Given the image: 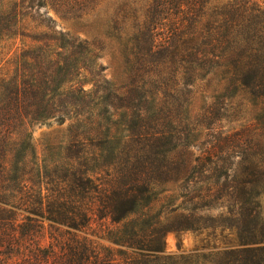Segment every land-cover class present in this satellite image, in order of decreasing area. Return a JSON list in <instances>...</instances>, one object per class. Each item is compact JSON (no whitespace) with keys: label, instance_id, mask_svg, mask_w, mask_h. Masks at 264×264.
Returning <instances> with one entry per match:
<instances>
[{"label":"trees","instance_id":"trees-1","mask_svg":"<svg viewBox=\"0 0 264 264\" xmlns=\"http://www.w3.org/2000/svg\"><path fill=\"white\" fill-rule=\"evenodd\" d=\"M41 3L13 0L6 7L13 14ZM130 6L116 19L125 83L114 90L122 97L109 96L121 100L133 88L155 98L162 117L146 124L147 113L135 105L137 122L117 138L91 109L78 114L82 129L62 156L40 159L29 124L59 111L47 86L55 70L34 66L51 63L41 52L49 39L63 50L81 44L34 38L39 52L17 57L10 87L0 94V264H196L164 252L167 232H194L199 222L193 212L162 220V213L187 208L154 212V181L198 190L196 201L189 199L194 210L231 201L237 241L214 263L264 264V121L226 132L221 125L227 97L241 96L237 106L250 104L254 119L264 109V0H153L139 15ZM61 59L52 67L68 75ZM196 93L212 100L190 120L183 113ZM193 131L207 136L197 155L191 142H178Z\"/></svg>","mask_w":264,"mask_h":264},{"label":"rangeland","instance_id":"rangeland-1","mask_svg":"<svg viewBox=\"0 0 264 264\" xmlns=\"http://www.w3.org/2000/svg\"><path fill=\"white\" fill-rule=\"evenodd\" d=\"M9 1L13 0H0L2 10L0 13V94L2 90L10 87L7 80L15 69L17 57L24 52H39L37 46L40 43L34 38L59 37L62 40L81 44L80 48L63 50L58 47L59 43L54 45V41L49 39L48 47L42 48L41 52L52 60L49 59L51 63L47 65L36 63L34 66L41 73L45 71V68L55 70L53 76L55 82L47 86L51 90L59 111L29 124L30 144L34 154L40 159L48 161L62 156L63 147L82 129L81 124L76 120L78 114L91 109L101 116L99 124H104V127L115 133L117 138L119 134H123L125 128H132L137 122L134 114L139 111L135 105H138L143 113H147V119L144 120L146 124H151L152 120L162 117L156 105V99L150 96L143 97L133 88H130L129 93L121 100L114 98L113 95L109 96L112 92L111 94L118 98L122 97L114 89L125 83V63L122 57L124 48L120 45L122 38L120 20L116 19L123 14L125 7L128 9L129 5H131L129 12L132 14L139 15L146 12L148 9L146 5L153 0H42L41 6L33 9L18 7L13 10V14L6 7ZM16 1L19 2V0ZM178 11L174 8L170 12L178 15ZM59 58L65 59L67 66L70 65L66 69L69 72L68 75H65V69L60 71L56 66L52 67L53 61ZM62 64L63 62H60L61 67H63ZM81 88L85 90L86 96L75 90ZM209 96L210 93L194 94L187 105L186 113L183 114L189 116L187 118L191 120L197 108L212 100ZM82 97L83 102L76 103V100ZM240 101L243 100L238 95L224 100L231 106H227L228 110L225 113L227 117L221 120L223 131L239 129L247 124L259 123L260 126V123L264 121V109L260 110L257 118L254 119L256 113L253 107L250 104L237 106ZM162 122L166 124V121ZM260 129H264V126ZM197 132L179 134L178 140V142H184V140L191 142L193 147L189 149L194 155L199 154L198 147L202 146L201 142L207 139L206 132L202 134ZM190 134L193 136L184 138ZM179 184V182L154 181V199L151 201L155 207L154 212L163 211L173 204L183 203L187 211L181 209L174 214L162 213V220L171 221L178 213L193 212L199 222L197 225L199 229L194 232L190 230L167 232L164 237V252L169 255L183 254L196 264H215L216 253L223 251L228 243L235 244L237 241V229L229 212L234 208L233 204L231 201L225 202V207L216 202L208 208L198 207L194 210L189 199L192 198V202H195L196 198L193 196L200 192L198 190L196 192L180 191ZM183 194L184 196L181 197L180 195ZM98 240L102 244H110L105 239Z\"/></svg>","mask_w":264,"mask_h":264}]
</instances>
